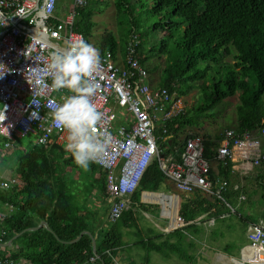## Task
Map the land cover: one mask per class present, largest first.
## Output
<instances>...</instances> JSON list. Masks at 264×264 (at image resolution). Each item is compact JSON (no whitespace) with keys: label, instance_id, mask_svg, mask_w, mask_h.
<instances>
[{"label":"trees","instance_id":"16d2710c","mask_svg":"<svg viewBox=\"0 0 264 264\" xmlns=\"http://www.w3.org/2000/svg\"><path fill=\"white\" fill-rule=\"evenodd\" d=\"M94 1L87 0L85 6L77 9L74 22L75 30L81 32L89 43L95 22L87 7ZM111 1L119 35L115 37L116 33L105 30L99 43L93 44L100 53L108 50L115 59L120 44L124 43L126 50L129 43L137 39L133 56L147 68L148 73L153 69L159 72L155 86L165 87L172 100H177L193 86L199 87L200 103L194 116L185 119L184 113H180L165 123L166 132L162 134L163 140L159 144L163 155L172 153L180 160L183 141L176 147L173 145L178 128L182 124L198 123L195 121L197 115L237 92L236 123L233 127L225 128H234L239 133L245 130L254 133L263 124L264 0ZM104 2L107 3V0ZM63 3L64 0H57L58 7ZM148 55L155 56L159 62L151 67L146 66ZM227 55L231 56V61L223 59ZM245 72H248V77ZM172 92H176L174 96ZM155 133L161 134V129L157 128ZM192 134L199 133H189L184 137ZM200 135L204 139L205 156L214 158L219 137L214 140L206 133ZM15 147L9 155L0 153V161L8 164L6 171L9 174L22 179L26 194L23 195L17 187L8 190L0 188V203L12 207L0 222V228L5 230V234L0 236V248L7 247L5 242L8 239H18L12 251L0 250V257L5 254L23 257L32 264H112L118 252L117 234L112 228L104 230L102 224L98 225V229L94 226L89 229L94 211L88 209V202L72 198L74 194L65 189L66 178L56 171L59 155L65 154L64 149L55 144H50V148L46 149L44 145L36 143L24 149ZM57 149L61 152L58 153ZM94 166L92 163L87 172H93ZM217 166L221 177L227 180L232 176L238 177L232 173L228 160L224 164L217 162ZM101 172V189L105 192L104 173ZM259 179V176L254 178L260 199L264 200V186ZM30 182L33 183L32 188L27 187ZM161 185L171 190L157 160L153 159L140 178L138 192L131 198L138 202L140 190L159 191ZM237 192L228 187L222 194L224 200L204 196L198 190L189 194L180 193L177 214L183 220V225L166 233H155L154 238L140 236L134 240V244L147 252L155 251L164 256L175 254L180 260H192L194 256L188 253L184 243L193 246V241L191 238L185 241V238L203 232L202 224L190 221L205 214V217L212 215L216 224L210 231V239L223 235L218 229L222 223L229 231L234 230L235 223L238 224L239 235L222 247L224 252L232 254L244 245L246 228L256 220L235 210L234 217L230 215L226 203L229 204ZM249 192L253 193L252 190ZM138 205L142 206L141 202ZM168 212L169 219L174 223L173 210L169 209ZM136 234L140 235L139 229ZM160 237L163 240L155 241ZM92 255H96L94 263L89 260Z\"/></svg>","mask_w":264,"mask_h":264},{"label":"built area","instance_id":"2783aa9c","mask_svg":"<svg viewBox=\"0 0 264 264\" xmlns=\"http://www.w3.org/2000/svg\"><path fill=\"white\" fill-rule=\"evenodd\" d=\"M68 1V8L61 12L64 3L58 7L57 0H0V62L11 69L0 78V113L5 112L4 120L0 116L2 151L12 147L18 138L30 135L37 145L54 141L65 148L68 130L54 124L53 111L72 93L67 88L57 91L51 87L48 65L52 51L62 50L69 40L86 39L75 30L74 22L77 9L87 4V0ZM137 41L129 43L122 57L118 51L115 59L110 51L101 52L102 64L96 75L100 87L92 97L103 114L95 131L110 137L105 154L93 162L104 173V189L110 202L108 218L116 220L129 207L130 196L153 159L174 191L162 193L165 198L175 196V191L189 194L198 190L204 196L224 200L222 194L229 181L221 177L217 162L224 164L225 160L230 162L233 174L259 176L264 186V122L254 133L225 128L212 159L204 154L200 134L182 139L180 160L172 153L162 154L159 144L166 132L165 123L182 113L183 108L179 101L172 100L165 87L148 83L147 68L133 56ZM157 128L161 134L155 133ZM15 184L13 178L0 179L2 189L8 190ZM170 208L169 205L161 211L164 218L169 219ZM175 211L174 206V224L169 219L166 231L184 223ZM5 216L6 213H0V222ZM202 217L205 214L190 222L206 228L214 222L212 215L201 220ZM246 229V242L239 248L238 257L232 256L231 264H264V215ZM4 234L1 227L0 236ZM89 260L94 263L96 255ZM0 264L32 263L5 254L0 257ZM112 264L119 263L113 260Z\"/></svg>","mask_w":264,"mask_h":264},{"label":"rangeland","instance_id":"374dc122","mask_svg":"<svg viewBox=\"0 0 264 264\" xmlns=\"http://www.w3.org/2000/svg\"><path fill=\"white\" fill-rule=\"evenodd\" d=\"M95 0L92 5H88L87 9L90 12V17L94 20L95 25L92 28L91 35L89 41L91 44H98L101 40L102 33L105 30L113 31L115 37L119 35V30L116 28L117 18L115 15V10L112 5L111 0ZM64 6L68 8L69 1L64 0ZM63 10V9H62ZM63 12V11H62ZM117 31V32H116ZM155 39L158 38L157 35H153ZM159 39V38H158ZM154 44V43H153ZM149 45H146L147 47ZM125 50L124 43L120 44V48L117 50L119 55L122 57L123 52ZM223 59L231 61V56L227 55ZM159 60L155 56L148 55L146 60V66L151 67L153 63H158ZM162 64V61L160 62ZM160 67V66H159ZM157 70H151L148 74V80L152 81L157 79L158 75ZM245 76H249L248 72H245ZM157 81V80H156ZM173 96L176 92H172ZM199 97L200 90L198 86H193L191 89H188L185 94L179 96L176 101L180 102L182 105L184 118L188 119L194 116L195 111L199 105ZM239 102V93L226 97L224 100L215 104L211 108L204 111L202 114L197 115V119L195 120L198 123L182 124L178 128V136L176 140L173 142V145L176 147L180 144V141L184 138L186 134L189 133H199V134H207L212 139L216 140L225 127H233L236 123V104ZM18 142V141H16ZM15 142V143H16ZM23 145H27L25 141H22ZM13 147L8 148L4 153H10ZM88 179L90 178V174L87 173ZM83 187H86L87 192H91L92 186L89 184L86 185L84 176H82ZM80 181V180H79ZM229 181V186L232 187L233 191L237 190L238 192L233 195V198L229 200V210L231 211L232 217H234V210L243 216L250 215L256 219L264 215V200L260 199V194L257 191L258 187H256V182L253 177H241V176H232ZM74 185L71 189L73 192ZM78 186V185H77ZM100 187V186H99ZM94 187V191L97 188ZM101 189V188H100ZM241 189V190H240ZM161 190V189H160ZM249 192V191H251ZM138 192V191H137ZM264 192V191H263ZM95 193V192H94ZM106 194L102 189L99 191V194L91 199L89 198L88 207L94 211L93 222L96 224L100 223L104 226L105 229L115 227L119 228L125 234L126 238H130L132 240H136L140 236L143 238H154L155 233L165 232L168 226V218L160 217V204L159 203H151V202H142L140 199V194L138 196L139 202H141L142 206H134L130 205L126 210L122 212V214L114 221H111L107 217V207L108 200H106ZM175 194H179L175 191ZM240 194V195H239ZM77 196H73L72 198L80 201L84 199L85 194L81 191H77ZM79 195V196H78ZM108 198V197H107ZM144 199H151L155 201L158 199L160 203L163 204L165 208V197L159 193H143ZM176 196L170 197L167 200V204L171 206L172 200H175ZM235 199V200H234ZM93 201V202H92ZM179 204V199H178ZM178 209V207H177ZM171 221V220H170ZM173 224V223H172ZM215 222L209 225L207 228L202 225L203 232L200 235L196 236H188L185 238V241H188L190 238L193 241V246H187L186 243L184 245L187 248L189 254H193L194 259L192 260H180L176 256L179 262L185 264H231V258L238 257V249H236L232 254H227L223 251L222 247L225 243L232 240L234 237L239 235V226L235 223L234 230L229 231L225 228L224 223L219 226V230L223 232L222 236H216L213 239H210V231L215 226ZM140 230V235L136 234L137 230ZM149 230L153 232L150 233ZM246 235V232H245ZM156 241L163 240V237L156 238ZM173 240V239H172ZM137 246V245H136ZM2 250V249H0ZM142 256H146L147 252L142 250ZM152 255H156L160 262H164V254L157 253L155 251L151 252ZM175 255V254H171Z\"/></svg>","mask_w":264,"mask_h":264},{"label":"clouds","instance_id":"9594fccd","mask_svg":"<svg viewBox=\"0 0 264 264\" xmlns=\"http://www.w3.org/2000/svg\"><path fill=\"white\" fill-rule=\"evenodd\" d=\"M101 64L100 50L86 39L78 38L69 40L62 50L52 51L48 65L51 87L57 91L67 88L72 93L55 106L53 120L58 128L68 130L65 149L84 170L99 161L110 143V137L95 131L103 115L92 102L100 87L96 75ZM8 71L11 69L0 62V78ZM0 116L5 119L4 110Z\"/></svg>","mask_w":264,"mask_h":264},{"label":"crops","instance_id":"0c3cea01","mask_svg":"<svg viewBox=\"0 0 264 264\" xmlns=\"http://www.w3.org/2000/svg\"><path fill=\"white\" fill-rule=\"evenodd\" d=\"M147 80H148V78H147ZM148 83L150 85H152V86H155L157 81H156V79L153 80V82L148 80ZM16 141H18V142H16ZM16 141H13V143H12V147L13 148L12 149H14L15 146H17V148L24 149V148L30 147L31 145H33L35 143L34 136H32V135L26 136V137H20V139L16 140ZM22 141H25L27 143V145L24 146L23 145L24 143H22ZM50 144H55L58 147L60 146L65 151V154L62 153V155L61 154L59 155L60 158H58V162H57L58 165H57V168H56V171H57L58 175H60L62 178H66L64 180L65 181V189L66 190L68 189L69 191H71L72 187L74 185H76L73 188L74 191L72 192L74 194V196H77L76 193H77L78 190L85 194L84 199L80 200V202H83V201L88 202L89 198L93 199L96 196V194H99V191L101 190L100 188H101V185H102V181H101V178H102V172L101 171L102 170L100 168L94 166L95 168L93 169V172L92 171L87 172L88 169L84 170L81 167H79L77 165L74 157L72 156L71 152L67 151L62 145L57 144L54 141H51L50 143L44 145L46 147V149L50 148ZM56 151H58V153L61 152L60 149H57ZM4 152L5 151L0 150V153H4ZM10 153H4V154L5 155H9ZM7 165L8 164L6 162H1L0 161V167H1L0 168V179H4V180H9V179H12V178L15 179L16 184H15L14 188L17 187L18 191L22 192L23 195H25L26 193L24 192V183L22 182V179L17 178V175L16 176H12V174H9L6 171V169H7L6 166ZM87 173L90 174V178L89 179L87 177ZM72 175H73V177H72ZM82 176H84L86 185L90 184L92 186L91 187L92 188L91 192H87L86 191V187L85 188L83 187V185H82L83 182L81 180ZM167 184L170 185L169 187H171L170 188L171 190H166L164 185H161V188H160L161 190L156 191V192H160V193H165V192H167V193L171 192L172 193V192H174L173 188H172V185L170 183H168V182H167ZM27 187L32 188L33 187V183L32 182L28 183ZM94 187L97 188L96 191H94ZM137 191H138V188L136 189V191L133 194H135ZM144 191L145 190H140L139 191L140 199H141L142 202H147L145 200H148V199H144L143 198V193H145ZM106 195L107 194H105V196ZM131 196H130V204H129V206L130 205H132V207L138 206L139 200L137 202V200L136 199H132ZM170 197H171V195H169L166 198H164L165 199V205H164L165 208H167V206H169L167 204V200H169ZM178 199H179V196L175 198V202H177V207H178ZM106 200H108L107 196H106ZM149 202H151V203H159L160 204V217L165 219L162 216V214H161V211L163 209H165L163 207V204L160 203V202L152 201V200L149 201ZM172 202H173V206H171L170 210H173V214H174V206H175L174 203L175 202H174V200H172ZM109 206H110V202L108 200V207ZM11 208L12 207L10 205H8V204H1L0 203V213H6L7 214V213H9L11 211ZM30 209H31L32 212H34V210H32L33 209L32 207ZM88 209L90 211H92V209H90V208H88ZM42 223L43 222H41V224ZM99 224L100 223L96 224L95 222H93L92 224H89L88 227H89V229H92V227L94 226V227H97V229H98L99 228L98 227ZM104 230H105V228H104ZM114 230H115V232L117 234V237H118V248H117L118 252L113 257V260L117 261L119 264H183V263L179 262L180 260L175 258V255H171V254L167 255V256H164V259H165L164 262H160L157 257H154L156 255H152L151 254L152 251L147 252L145 250V252H147V255L143 257L142 254H140V253H143L142 250H144V249L141 246H138V245L136 246V244H134L135 243L134 240H132L130 238H126L125 234L127 232L125 234H123L124 231L122 232L117 227H115ZM166 232H168V231H166ZM17 242H18V239L15 238V237H12V238L8 239L5 242L7 247L4 248V249L3 248H0V249H2L3 251H6V252L12 251L14 249V246L16 245Z\"/></svg>","mask_w":264,"mask_h":264},{"label":"water","instance_id":"95a60500","mask_svg":"<svg viewBox=\"0 0 264 264\" xmlns=\"http://www.w3.org/2000/svg\"><path fill=\"white\" fill-rule=\"evenodd\" d=\"M144 192H151V193H159V194H162L160 192H156V191H144ZM176 197H178V194L175 195ZM175 208H176V211L177 212V202H175Z\"/></svg>","mask_w":264,"mask_h":264}]
</instances>
